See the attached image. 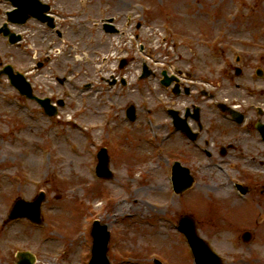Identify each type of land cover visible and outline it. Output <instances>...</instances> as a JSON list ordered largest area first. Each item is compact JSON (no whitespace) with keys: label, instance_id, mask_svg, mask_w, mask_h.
I'll use <instances>...</instances> for the list:
<instances>
[{"label":"rangeland","instance_id":"1","mask_svg":"<svg viewBox=\"0 0 264 264\" xmlns=\"http://www.w3.org/2000/svg\"><path fill=\"white\" fill-rule=\"evenodd\" d=\"M123 1L115 2L103 15L131 10L130 2L144 4V14L135 13V20L145 22L140 40L145 38L152 55L193 74L200 86L201 76L205 77L211 81L206 90L215 101L228 100L256 116L249 104H264V77L255 76L256 68L264 72V0ZM94 10L93 6L87 8L89 13H96ZM99 16L98 12L94 15ZM124 22L121 19L119 26H125ZM148 25L156 30L148 31ZM161 27H167L175 38H162ZM101 34L92 25L72 28L69 44L58 46L59 55L44 70L42 81L30 75L33 85H42L40 94L53 93L66 102L59 119L47 118L33 102L20 99L6 79L0 80V264H14L19 250L31 251L36 264H88L95 219L111 232L107 251L111 264H154L155 259L161 264H194L184 238L174 228V222L188 214L195 220L198 235L223 257V264H264L260 248L264 247V198L256 197L262 194L258 192L261 186L264 191V145L249 131L232 130L219 119L216 108L201 98L202 139L194 147L205 146V139L213 156L208 159L202 151L198 153L179 132L172 134V127L165 124L168 118L158 119L166 116L156 102L165 93L156 80L148 83L152 93L138 96L134 90L132 73L137 71L138 57L124 74L130 86H106L113 71H126L117 70L118 56L114 55L119 49L127 50L129 35ZM97 51L107 56H96ZM67 52L70 56H63ZM12 53L14 56H0V62L30 72L31 58L19 56L15 50ZM237 54L242 60L238 77L233 62ZM51 69L60 77L64 73L69 83L58 86L50 76ZM242 84L255 90L249 98ZM165 97L168 103L172 101ZM174 102L182 108L191 100ZM131 103L139 114L135 126L125 117ZM145 111L152 120L148 127L150 118ZM260 120L264 123V117ZM226 143L232 149L219 156V146L226 147ZM101 148L107 150L112 175L95 180L92 174ZM244 156L256 158L255 164L247 165ZM175 160L194 176L191 188L179 195L173 193L169 180ZM229 160L235 164L234 175L246 182L254 198H234L231 184L223 192L217 190L234 175L225 178L213 165H226ZM40 191L45 192L44 225L24 219L4 223L17 198L30 201ZM244 230L254 233L248 245L238 240Z\"/></svg>","mask_w":264,"mask_h":264},{"label":"flooded vegetation","instance_id":"2","mask_svg":"<svg viewBox=\"0 0 264 264\" xmlns=\"http://www.w3.org/2000/svg\"><path fill=\"white\" fill-rule=\"evenodd\" d=\"M15 1L17 5L14 4V0H0V56H14L12 53L14 50L19 53V56H34L35 63L32 72L39 81L46 76L43 73L44 70L54 62L53 57L59 53L56 45L69 42L71 28L83 27L86 19L90 20L96 14L87 12L88 6H93L96 12L102 8L104 3L108 7L114 3V0ZM15 10L17 14L12 15L11 13ZM73 21L77 22L76 27H72ZM9 40H15V43L11 44ZM63 56H70V53H63ZM56 80L59 84L64 83V80L60 82L59 78ZM114 84H116L115 80ZM35 93L40 94L37 89ZM49 99L52 101L53 98L49 97ZM259 113L263 115L262 112ZM192 123L195 125L194 122ZM201 132L202 130L198 139ZM253 137L262 144L256 134ZM231 145L226 143V149L220 147L219 152H223L225 156Z\"/></svg>","mask_w":264,"mask_h":264},{"label":"water","instance_id":"3","mask_svg":"<svg viewBox=\"0 0 264 264\" xmlns=\"http://www.w3.org/2000/svg\"><path fill=\"white\" fill-rule=\"evenodd\" d=\"M7 73L10 76L12 83L19 88L22 94L30 95V88L28 84L20 77H15L10 74L9 69ZM133 110L127 112L128 117L131 120L134 119ZM49 114H53V110L48 109ZM258 129L264 134V126H259ZM99 164L97 166V173L101 177H109L110 172L107 168L108 157L105 150H102L99 155ZM173 182L175 190L180 193L184 189L188 188L192 183V178L189 176V171L185 168L179 167L175 164L173 167ZM44 201V193L40 195L32 202H26L22 199H17L13 205L12 210L8 215V221L18 218L26 217L34 223H41L40 219V207ZM180 227L188 237L198 264H221V261L213 255L206 244L197 236L196 229L193 221L188 218H182L180 221ZM93 236V251L90 264H109L106 258L107 243L109 240V234L106 231L105 226H100L98 222H95L92 229ZM243 240L248 242L250 240V234L244 233ZM35 258L28 252H19L17 254L16 264H34Z\"/></svg>","mask_w":264,"mask_h":264},{"label":"bare ground","instance_id":"4","mask_svg":"<svg viewBox=\"0 0 264 264\" xmlns=\"http://www.w3.org/2000/svg\"><path fill=\"white\" fill-rule=\"evenodd\" d=\"M223 188H226V184H224V183H222V185H220L219 188H217V190H218L219 192H223ZM135 202H138L139 204H141L140 201H138V200L135 201ZM138 208H139V207H138Z\"/></svg>","mask_w":264,"mask_h":264}]
</instances>
